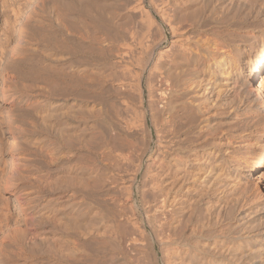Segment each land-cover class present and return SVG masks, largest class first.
<instances>
[{
    "label": "bare ground",
    "instance_id": "6f19581e",
    "mask_svg": "<svg viewBox=\"0 0 264 264\" xmlns=\"http://www.w3.org/2000/svg\"><path fill=\"white\" fill-rule=\"evenodd\" d=\"M35 1L37 0L1 1L4 5L1 12L3 28L0 38V62L5 52H9L12 62L7 68L3 65L0 68L1 93L2 97L6 90L20 93V87L15 82L17 77L22 92H27V89L30 93L34 92L32 88L39 92H34L35 95L26 94L27 100L24 103L32 104L30 112L32 111V117L36 121L33 127L45 136L49 144L46 148L40 144L34 146H37L36 149L46 150L45 158L48 159L49 167H56L63 161L75 160L79 152L86 155L83 165L79 168L77 164L71 166V174L67 177V187L73 186L71 190L75 193L80 190L78 186L81 187L85 203L82 214L75 213L73 206L65 211L66 201L62 194L67 188H61L57 173L47 171L44 174L45 185L35 193L39 195V200H46L44 208L49 209L51 218L43 220V208L34 214L27 213V225L21 233L25 236L21 248L36 261L45 260L37 262L38 264H75L79 257L90 256L89 242L95 236L90 224L91 169L88 156L91 154L92 144L93 104L96 100H104L103 97L99 98L101 95L97 90L100 93L111 84L116 87L112 89H117L120 94L127 91L130 96L135 92L140 99L143 92L142 78L146 73L149 109L158 137L152 164V181L148 183L152 186L150 194L155 202L153 233L160 247L162 246L167 264H264V213L258 218L256 225L250 224L249 227L245 225L246 222L235 216L236 213L234 215L235 204L233 205L234 201L231 203L230 196L224 194L225 196L218 198L219 194L213 189V184L210 188L204 187L210 185L213 176L215 179V172L226 170L227 165L220 155L219 142L215 138L217 132L208 119L204 120L205 104L189 95L190 88L193 85L199 86L200 81H203V74L212 78V71L220 67L223 71L221 78L226 79L236 66L235 62L240 60L241 55L237 53V61L231 59L228 63L225 59H216V53L210 49L208 38L203 40L204 36L200 37L202 35L198 34L197 38L205 41L201 43L196 36H192L194 31H204L205 27L207 29L211 21H215V25H233L231 13L223 11L219 14L220 11L217 12V8L208 0H162L161 4L164 6H160L161 9L158 6L156 8L164 15L162 17L167 15V19H164L169 23L171 35L169 46L162 50V40L156 43L151 42V38L149 41L147 29L137 35L135 29L129 27V38H126L128 35L125 36L124 33L126 22L123 21L122 0H115L113 12L107 11L103 0H49L51 5L45 14L49 24L36 22L30 36L31 41L22 43L21 37L27 28L19 19ZM138 1L136 2L139 3ZM134 8L141 12V5ZM58 10L60 14L55 12ZM97 23H101L104 28L105 45L102 42L99 44L93 35L92 30ZM9 24L16 25L15 32H21L15 42L11 40ZM144 28L146 26L142 31ZM162 39L166 41L165 37ZM155 49L158 50L157 53H154ZM25 52H29L33 58L13 62L16 57L24 56ZM247 77L249 93L253 95L252 101L255 100V105L258 102L257 108L264 110V73L256 77V73L250 71ZM27 81L31 84L26 85ZM216 82L217 79L214 78V89ZM37 83H40V86ZM118 99L125 109L129 106V98ZM127 109L129 110V107ZM141 113L139 115L143 118ZM197 114L203 120H198ZM131 120L136 119H128L124 125L133 123ZM206 122L208 123L205 124ZM136 127H139L138 124ZM13 138L19 139L14 135ZM26 141H29L28 137L24 138V142ZM263 163L264 150L249 164L247 172L252 176ZM50 176H55L51 183L46 178ZM165 181L168 182L166 188L163 186ZM216 193L217 196L214 195ZM56 194H59V197H54ZM172 196L179 199L177 209L172 206L175 205L170 200ZM260 196V202H264V193H260ZM219 201H222L223 205L218 204L214 209L213 206ZM223 206H226V209ZM261 210L264 211V204ZM59 218L64 223H58ZM79 221L84 240L77 245L75 238H78L76 229ZM256 237H260V240L257 241ZM256 241L259 249L251 253Z\"/></svg>",
    "mask_w": 264,
    "mask_h": 264
},
{
    "label": "rangeland",
    "instance_id": "374dc122",
    "mask_svg": "<svg viewBox=\"0 0 264 264\" xmlns=\"http://www.w3.org/2000/svg\"><path fill=\"white\" fill-rule=\"evenodd\" d=\"M1 1L0 38L2 37L3 28V13L1 12L4 5ZM136 1L122 0L124 6L123 21L124 23L126 22L125 36L128 35L129 27H133L137 35L147 29L150 31L146 30L149 36H147L149 38L147 39L150 41L152 38L151 42L155 41L156 43L162 40L160 49H166L169 46L171 35L169 23L166 20L167 15L162 17L164 15L160 14V9L164 6L161 4L162 0H142L141 2L139 0V3ZM208 1L218 9H216L217 12L220 11L219 14L223 11L226 13L230 12L232 15L231 20H234L231 21L233 25H215V21H211L210 23L214 25L209 26L210 23H208L207 29L206 27L204 31L202 29V33L200 31H192V36L197 38V35L201 34L202 36L200 37L204 36L203 40L209 39L210 49L216 53V59H225L229 63V60L236 59V53L241 56L240 60H235L237 61L235 62L236 66L228 74V78H221L223 71L222 68L218 67L219 69L216 68L212 71V78L207 76V74H203L204 79L200 81L199 86L193 85L189 90L190 97L196 98L198 102L205 104L203 107L204 120L208 119L210 125L217 132L216 134L218 135L215 138L219 142L220 155L227 165L226 170H220L218 171L219 173L215 172V179L213 176L212 182H209L210 185L208 184L204 187L208 186L210 188L213 184V189H216L219 194L216 193L214 195H218V198L225 195L230 196L231 203L234 201L233 205L235 204L234 215L236 213L235 216L242 219L244 223L246 222L245 225L251 227L250 224L252 226L256 225L259 221L258 218L264 213L261 210L264 202H260L262 199L260 193H264V163L252 176L247 172L249 164L259 157L262 150H264V110L258 109L256 106L258 102L255 105V100L254 102L252 101L253 95L249 93L250 85L247 84V76L250 71L255 72L256 77L264 73V0ZM103 3L107 11L113 12L115 10V0H103ZM49 5H51L49 0H37L20 16L19 22L23 23L27 28L21 37L22 43L31 41L30 36L33 33L36 22L42 21L44 25L47 22L49 24L48 18H46L47 15H45ZM138 5H141L143 11L145 9L144 12L147 13H144L142 8L140 9L142 13L136 10L134 7ZM157 6L160 9L156 8ZM55 12L58 13L59 10ZM100 25L101 23L95 24L96 27L94 26L95 28L93 27L92 31L97 42L99 44L102 42L105 45L103 42L104 28L102 25L100 27ZM144 25L146 28L142 31L143 27H145ZM9 26L11 28V40L15 42L21 32L14 31L17 29L16 25L9 24ZM77 37L79 39L78 35ZM163 37L166 38V41H163ZM126 38L128 39L129 35ZM204 42L202 41L201 43ZM156 51L158 50L155 49L154 53H157ZM28 53L25 52L24 56L16 57L13 62H23L27 58H33ZM11 63L9 52H5L0 62V68L2 65L7 68ZM145 77L146 73L142 78L143 92L140 99L133 91L130 92V94L133 92L130 96L127 91L120 94L121 92L116 91L117 89L113 90L115 86L111 84L106 87L108 91L104 89L102 90L103 93L101 91L99 93V90H97L101 96L95 93L99 98H104V100H94L96 103L93 104L91 154L88 156L91 169L89 192L91 206L90 224L95 237L89 242L90 256L86 258L79 257L78 262L75 264L168 263L162 251V246L160 247V243H158L153 233L155 202L151 197L152 186L148 183L152 181V164H154L153 159L158 137L153 126L152 112L149 109L150 98L147 97L148 88ZM214 78L217 79L215 89L212 84ZM17 79L18 77L15 78V82L18 83L17 85L20 87L21 92L6 90L4 97H2V86L0 83V264H38L37 262H45V260L36 261L34 257L21 248L25 238L21 233H23L27 225L25 223L26 214H34L38 209L43 208V214L41 213L44 217L43 220H48L46 219L48 217L51 218L49 209L44 208L46 200H39V195L35 191L42 189L45 185L44 174L47 171L57 173L56 177L62 185L61 188H67L65 193L62 194L64 201H66V209L64 210L67 211L73 206L72 210L75 213L80 212L82 214L85 202L81 187L78 186L79 188H77L80 190H76L77 193H75V191L71 190L73 186L67 187V177H69V173L71 174V166L77 164V168H79L83 165L86 155L79 152L76 154L75 160L70 162L63 161L64 164L61 162L56 167H49L48 159L47 157L45 158L46 150L44 149L49 143L46 142L45 136L35 131L37 129L33 127L36 121L32 117V111L30 112L32 104H25L27 100L26 94L35 95V93L39 94V92H36L33 88L32 90L35 93H30L29 89L25 93L22 92L23 89H21L20 82ZM27 83L31 84L29 81L26 82V85ZM37 85L40 86V83H37ZM262 92L264 94V86L262 87ZM125 93L126 95L124 96ZM102 95H105V97ZM134 95H136L135 99ZM117 97H125L126 100L130 99L127 100L130 102L128 106L130 111L127 109L128 107L125 109V106ZM131 97L133 98L131 99ZM131 100L133 101L132 104ZM135 100L138 102H134ZM101 111L102 113H100ZM129 112L133 113L130 114ZM124 113L130 115L128 116ZM139 113L142 114L143 118ZM132 118L136 119L134 121L131 120L136 125L135 123L124 125V122L126 123L128 119ZM119 119L121 120L119 121ZM122 120L123 122H121ZM198 120H203V118L198 115ZM137 124L139 127H136ZM125 126L128 129H125ZM13 135L19 139H14ZM27 137L29 141L24 142V138ZM36 144L42 145L41 147L44 146L43 150L36 149L37 146H34ZM145 169L148 170L146 171ZM77 172L79 173L80 169ZM216 175L218 176L216 177ZM53 177L55 176L46 177L47 181L51 183ZM167 184L168 182L165 181L163 186L166 188ZM177 187L178 184L176 190L178 189ZM57 196L59 197V194L54 197ZM172 198L170 200L172 204H175L172 206L176 209L179 208L178 197L172 196ZM218 204L223 205L222 201H219L213 208L215 209ZM34 206L36 209H34ZM219 207L218 210H220ZM225 207L223 206V208ZM57 222L64 223L60 218ZM76 234L78 238H75V243L80 245L81 240H84L80 221ZM255 234L257 235L258 233L256 232ZM256 240L259 241L260 237H256ZM25 241L27 240L25 239ZM256 242L250 251L251 253H255L259 249V244Z\"/></svg>",
    "mask_w": 264,
    "mask_h": 264
}]
</instances>
